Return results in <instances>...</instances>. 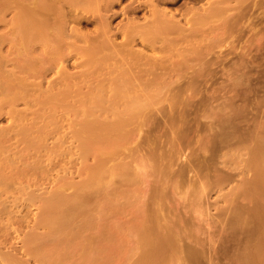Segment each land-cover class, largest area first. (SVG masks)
I'll list each match as a JSON object with an SVG mask.
<instances>
[{"label":"rangeland","instance_id":"obj_1","mask_svg":"<svg viewBox=\"0 0 264 264\" xmlns=\"http://www.w3.org/2000/svg\"><path fill=\"white\" fill-rule=\"evenodd\" d=\"M154 1L184 26L131 84L38 39L47 1L0 0V264H264V0Z\"/></svg>","mask_w":264,"mask_h":264},{"label":"bare ground","instance_id":"obj_2","mask_svg":"<svg viewBox=\"0 0 264 264\" xmlns=\"http://www.w3.org/2000/svg\"><path fill=\"white\" fill-rule=\"evenodd\" d=\"M44 1H47L48 5L46 6L47 2H45L46 4H43L42 6H40V8L41 7L43 8L44 5H45V7L43 9H41V10L43 11V14H44V11H46L47 12L46 15L42 14V16L41 15L37 16V14L42 13V12H39L41 10H36L35 9L36 7L35 8L33 7L36 11L34 9H32L33 11H35L34 14L37 12V14L34 15L35 17L37 16L35 21H38V22H35L36 28H38V30H39V27H38L39 25L38 24L40 23V25H41L42 21H43L44 26L46 25V23H45L46 20H47L46 22L48 24V20H50V18H52L51 19L52 21L50 20L49 22L53 23V20L54 19L56 20V21L55 20L54 21L57 24V28H56V32H55L54 31L55 27L52 28L50 26L51 27L50 29H53L52 31H54V32L50 33V31H48L47 34H46V32L44 33L43 30H41L42 31V34H41L40 30H39V32L37 34H40L39 35L40 37H38V39H40V38L42 39V37L43 38L46 37V39H45V41H46L47 37L51 35V37L48 38L49 40L47 42V43L50 44L49 41L52 38V34L56 33V34H54L53 37L57 36L56 39L58 41H55L57 43V48H58L57 50H59L61 48V46H63L64 42H62V41L65 40V39H67V41H65V42H67V43H65V46H67V47L68 46L73 47V44L75 43V42H73V43L71 42V39H73V38H74L75 41L77 40V42H79L78 40L82 41V46L81 47L84 46L83 48H85V49L83 51V48H82V52H81L82 54L81 55L83 57V60L87 64L91 63L92 61L93 62L96 61L98 64H100L99 62H105V61L110 60L111 58L117 59L119 57L121 62L124 63L123 66L125 67V70L122 68L124 71L123 70H121V71L124 72V75H127V76L130 77L129 80L131 79V84H132V82H135V81H132V80H136L139 77L138 74H140L141 72L142 73L144 72L143 74H145V73L147 74L148 73V75L150 73V75H151V73H152L151 71L154 70V73H155L156 70H157L158 74H159V71H160V73H162V75H164V73L166 74L165 71H167L166 70V66H167L168 63H167V61H165L166 60L165 58H166V55H168V54L165 55V53H166V50H167V53L169 51L166 48L164 43H166V42L168 43L169 40H167V39H170L172 37L171 36L172 34L171 35L169 34L170 30L176 29V24L178 25V22H179V24H181V23H180V20L179 21H177V19L175 20V17L173 15V13H171L168 10H166L165 7H161L154 0H147L146 1V2H150V4H152V14L151 15L149 14L150 16H147V17L145 16V18L142 19V20L138 19L137 17H135L133 15L130 16V17L126 16L127 19H126L125 23H121L123 25L120 24L118 26H114L112 24V20L111 19H112L113 13L111 14V13H109V11L112 9L111 6L113 5V3L118 2L119 0H86V1L85 0H83V1H80V0H44ZM44 1L42 0L43 3H44ZM229 6H230V4H229ZM228 7H226V8H228ZM46 8H47V10H46ZM192 8L193 7H191L190 9L192 10ZM242 8H243V6H242ZM215 10L216 9H214V11ZM194 12L195 11L191 12V14L193 15ZM89 14H92L93 16L97 15L95 17H98V21H96L95 30L94 31H90L88 29H82L80 24H79L80 23L79 22L80 19L81 20L84 19V18L89 19L88 18ZM194 15H197V14L195 13ZM34 16H33V18H34ZM186 17L187 16H185V19H186ZM33 18H32V20H33ZM188 18H187L188 21L192 20V19H188ZM192 18H193V16H192ZM39 19H40L41 22L39 21ZM70 19H73L74 21L76 20V24L73 23L74 25L73 24L70 25V21L72 22V20H70ZM194 19L195 18H193V20ZM198 21L199 20H196V22H198ZM55 22H54V25H55ZM173 22H174L175 25L172 24ZM188 23H190V22H187L186 24H188ZM199 23H200V21L197 24L195 22L193 24L194 25L196 24V26L197 25L199 26V25H201ZM203 24H204V22H203ZM181 25H183V24H181ZM181 25H180V27L179 26L178 27L181 28ZM202 25H201V28H202ZM44 26H42V27L40 26V29L43 28ZM189 26H190V24H189ZM189 26H188V28H189ZM178 27H177V29H178ZM197 27H195V28H197ZM190 29H187V31L189 30V32H190ZM191 30H193V29H191ZM183 31H185V30H183ZM116 32H120L122 34L123 40H121V43L116 42V38H115ZM178 33H176V35ZM194 33L192 32V33H189V34H194ZM35 34H36V32H35ZM186 34H188V32ZM36 35H34L33 37H35ZM44 35H46V36H44ZM174 35H175V33H174ZM169 36H171V37H169ZM182 36H183V33H182ZM182 36H179V37H181V38H179V40L180 39H182V40L185 39V38L183 39ZM35 38L37 39V36ZM175 38L173 36L172 40L170 39V41H172L174 43H178L177 41L175 42L173 40ZM188 39H189V37H188ZM52 40L54 41L55 38H53ZM40 41H42V40H40ZM137 41L140 42L139 44H141V46H137V44L135 45V43ZM163 41H166V42H163ZM187 41H189V40H187ZM60 43H61V46H59ZM159 43L161 44V46H160ZM158 44L161 47V49H159ZM163 44H164L165 47L163 46ZM168 44H167V46H168ZM182 44H181V46H182ZM47 46H48V44H47ZM53 46H54V44H53ZM74 46H75V44H74ZM77 46H78V44H77ZM156 46L158 47V49H157L158 51H156ZM187 46H188V44H187ZM81 47H78L77 50H79V48H81ZM173 47H174V44H173ZM176 47H177L176 50L178 52L179 44ZM68 49L69 50L67 52V55L70 54L72 51H75V50H72L73 48H69L68 47ZM162 49H164V50L166 49L165 52L161 51V52H163V53H161L160 50H162ZM186 49H188V48H186ZM186 49H185V52H186ZM54 50H56V48H54ZM173 50H175V49H173ZM171 51H172V49H171ZM182 51H184V49ZM61 52L62 51L59 50L58 52H55V54L59 55L58 53H61ZM64 52H66V51H64ZM78 52L79 51H77L76 53L79 54ZM179 53H181V55L184 54V53L182 54V52H179ZM188 53H190V52L188 51ZM171 54H172V52H171ZM174 54H176V53H174ZM80 58H81V56H80ZM119 58L117 60H119ZM114 59H112V60H114ZM169 60H171V59H169ZM87 64H85V65H87ZM142 66H144V68H142ZM121 67H122V65H121ZM161 78H162V76H161ZM147 79H148V76H147ZM155 79H157V77ZM166 79L165 80L163 79V80L166 82ZM137 80H139V78ZM159 81H161V80H159ZM137 82H139V81H137ZM133 84H135V83H133ZM163 88H165V87H163Z\"/></svg>","mask_w":264,"mask_h":264}]
</instances>
